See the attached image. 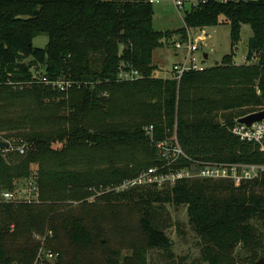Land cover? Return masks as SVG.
I'll use <instances>...</instances> for the list:
<instances>
[{"label":"trees","instance_id":"1","mask_svg":"<svg viewBox=\"0 0 264 264\" xmlns=\"http://www.w3.org/2000/svg\"><path fill=\"white\" fill-rule=\"evenodd\" d=\"M153 15L149 0H0V81H26L39 70L74 82L67 92L0 87V139L10 142L0 155V192L33 179L39 201L0 205V264H32L38 248L33 233L46 235L58 253L55 264H65L71 247L102 250L109 230L100 218L121 222V207L137 202L145 241L128 245L129 263L149 264L152 250H163L167 264H251L264 256V173L238 185L183 179L86 200L88 188L114 186L161 164L154 143L174 136L189 161L264 164L257 145L229 130L238 118L264 109V2L208 0L185 10L176 30H155ZM220 23L229 27L231 52L219 64L179 80L172 71L167 79L154 76L156 49L184 38L186 28ZM242 25L251 36L246 62L236 64ZM40 35L47 43L34 47ZM253 56L255 62H247ZM128 65L141 77L120 81ZM167 205L185 206L199 262L171 251L169 224L154 213ZM110 252H101L106 264H118Z\"/></svg>","mask_w":264,"mask_h":264},{"label":"rangeland","instance_id":"2","mask_svg":"<svg viewBox=\"0 0 264 264\" xmlns=\"http://www.w3.org/2000/svg\"><path fill=\"white\" fill-rule=\"evenodd\" d=\"M109 1V0H105ZM154 15H153V28L158 31L176 30L183 26V12L190 7L185 4L184 9L179 12L172 3V0H158L152 3ZM206 36H204L203 32ZM189 32L195 36L202 37V45L200 48L202 52L208 54V58L204 60L205 67H211L221 62L224 55L231 52L229 27L225 23H220L217 26L206 27L201 30L189 29ZM251 36V30L248 25H242L240 31V40L233 48L235 53L233 61L236 64H243L245 60L246 42ZM206 37V38H205ZM47 43V36L40 35L33 39L32 45L34 47L43 48ZM163 55L161 57L160 55ZM179 59V53H176L172 44L169 42L164 48L156 49L153 53L152 64L156 67L154 76L157 78L167 79L171 76V68L174 63ZM219 122L221 124L227 123L225 119L220 115ZM236 120V119H235ZM31 169L33 173L37 170L36 165H32ZM22 180H19L15 185L23 184ZM144 187V186H142ZM89 189V195L86 197L87 202H100L102 200L103 193L100 188L91 187ZM102 195V196H101ZM93 198V200H92ZM89 199V200H88ZM95 199V200H94ZM39 202V201H38ZM67 204V203H66ZM74 206L77 205L76 201L70 203ZM143 204L132 203L123 205L120 209L119 216L121 222H116L112 218H100V223L103 227L109 230L106 238L102 239L105 247L101 250L96 247L87 249V251H78L73 247L70 248V255L65 260V264H106L105 255L101 252L113 250L114 253H109V257L113 260H117L118 264H133L128 261L133 258V251L128 245L136 244L143 245L145 241V235L138 227V218L140 215V206ZM154 213L160 219V221L167 220L168 228L167 232L174 238V244L171 251L176 258L186 257L187 262H199L200 257V245L199 240L190 231L187 224V215L185 206H165L154 210ZM181 225V233L175 232L173 228L176 225ZM32 238L36 242L38 248L32 264H55L58 261V253L51 250L47 245V237L45 234L40 235L33 233ZM50 251L56 256L49 258L46 253ZM166 257L163 250L149 251L148 262L149 264H167ZM126 258V260H124Z\"/></svg>","mask_w":264,"mask_h":264},{"label":"built area","instance_id":"3","mask_svg":"<svg viewBox=\"0 0 264 264\" xmlns=\"http://www.w3.org/2000/svg\"><path fill=\"white\" fill-rule=\"evenodd\" d=\"M158 0H149L154 3ZM208 0H172L175 8L180 12L184 9L185 4L190 8L197 7L206 3ZM219 3H227L235 0H214ZM248 1V0H244ZM260 1L264 0H249ZM189 8V9H190ZM188 9V10H189ZM186 28L185 37L177 38L173 43V49L181 55L179 61L172 65L171 71L175 75L174 78L179 80L186 72H202L207 67L204 66V57L201 50V36H195ZM200 34H201V30ZM203 32V31H202ZM204 33V32H203ZM202 35V34H201ZM204 36L205 33L203 34ZM206 38V37H205ZM207 53V52H206ZM255 56L247 62H255ZM127 69H121L119 72V80H134L141 77L139 71L127 66ZM74 82L68 79H51L39 70L33 71L32 76L26 81L11 82L9 80L0 81L2 85L11 86L14 90H22L23 88L32 86H43L54 91L67 92ZM230 132L237 136L240 140L255 144L260 151L264 152V122H254L250 126L235 123L229 128ZM151 127L147 129L150 133ZM158 155L162 163L141 170L136 176L126 178L122 182L107 187H100L102 193L106 192H122L130 188L139 187H155L162 189L163 187L173 186L177 181L183 179H208L230 181L234 185L240 184L242 181L253 180L264 173V164H252L242 162H216V161H189L185 153L182 151L176 137L170 141H157L154 143ZM20 154L24 153L23 147H18ZM185 159L187 162H182ZM23 184L16 185L12 190H3L0 192V205L3 203H35L38 202V186L33 179L23 181ZM92 189V188H91ZM89 200V199H88ZM93 200V198H92ZM95 200V199H94ZM49 258L56 256L54 253L47 251Z\"/></svg>","mask_w":264,"mask_h":264},{"label":"water","instance_id":"4","mask_svg":"<svg viewBox=\"0 0 264 264\" xmlns=\"http://www.w3.org/2000/svg\"><path fill=\"white\" fill-rule=\"evenodd\" d=\"M204 59H207V53L203 54ZM264 122V109L247 114L243 117L237 119V123L244 124L245 126H250L254 122ZM10 147V142L7 140L0 139V155ZM251 264H264V256H261L255 262Z\"/></svg>","mask_w":264,"mask_h":264},{"label":"crops","instance_id":"5","mask_svg":"<svg viewBox=\"0 0 264 264\" xmlns=\"http://www.w3.org/2000/svg\"><path fill=\"white\" fill-rule=\"evenodd\" d=\"M207 55H208V54H207ZM160 56H161V57H163V55H162V54H161ZM180 58H181V55L179 54V59H180ZM207 58H208V57H207ZM179 59H178V60H179Z\"/></svg>","mask_w":264,"mask_h":264}]
</instances>
